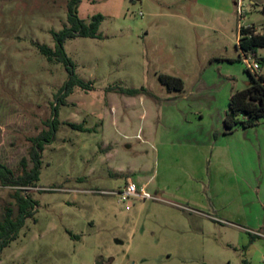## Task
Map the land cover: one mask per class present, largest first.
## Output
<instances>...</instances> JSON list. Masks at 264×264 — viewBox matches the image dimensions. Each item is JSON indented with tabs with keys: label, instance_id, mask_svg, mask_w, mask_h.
<instances>
[{
	"label": "rangeland",
	"instance_id": "374dc122",
	"mask_svg": "<svg viewBox=\"0 0 264 264\" xmlns=\"http://www.w3.org/2000/svg\"><path fill=\"white\" fill-rule=\"evenodd\" d=\"M67 4L0 0V171L30 169L34 139L52 135L29 187L0 177V220L27 204L0 264H264V117L224 138L233 156L260 141L239 153L240 177L206 140L248 83L239 29L264 30V0H81L79 17L104 19L99 36L65 40L69 66L38 47L55 48Z\"/></svg>",
	"mask_w": 264,
	"mask_h": 264
},
{
	"label": "trees",
	"instance_id": "16d2710c",
	"mask_svg": "<svg viewBox=\"0 0 264 264\" xmlns=\"http://www.w3.org/2000/svg\"><path fill=\"white\" fill-rule=\"evenodd\" d=\"M81 0H68V15L67 20L69 27L56 32H53V36L56 41L55 48L52 49L47 45H38L39 50L49 60L63 61L67 66L70 64V60L64 51V42L67 38L75 36L83 37H97L99 36V27L104 19V16L100 13L92 16L90 21L79 17L78 8ZM264 12V6L262 7ZM240 51L246 55L253 57L257 61L260 67L264 66V56L258 55L257 50L264 47V32H256V27L252 25L241 26L240 35L238 39ZM242 60V57L240 56ZM247 71L250 75L247 85L236 90L228 102V107L223 119L225 133L233 132L238 127L250 128L257 125L261 118L264 117V75L261 73H253L248 68ZM158 78L161 83L165 84L169 89L182 90L184 88V82L182 78L160 73ZM81 82L71 76L62 88L64 95L71 93L73 86L80 84ZM142 89L136 88H124L121 91L129 96L139 94ZM53 124L57 126V121L54 118ZM74 128H80L81 124L69 123ZM56 129V127H54ZM52 135L50 131H44L42 135L34 139L33 147L30 151L31 160L33 166L30 169H25L22 174L15 176L13 172L8 170L0 171V177L5 184H10L19 187H29L33 180H36L39 175V166L41 162V152L44 149V142L50 141ZM26 202L18 199V214L16 220L12 218L11 209H7V213L0 220V250L8 244L10 239L15 237L14 235L8 236V233L12 229L17 231L20 229L23 223V217L25 216Z\"/></svg>",
	"mask_w": 264,
	"mask_h": 264
},
{
	"label": "crops",
	"instance_id": "0c3cea01",
	"mask_svg": "<svg viewBox=\"0 0 264 264\" xmlns=\"http://www.w3.org/2000/svg\"><path fill=\"white\" fill-rule=\"evenodd\" d=\"M256 32H259V33H262V32H264V30H258V29H256ZM239 35H240V29H239ZM239 39V38H238ZM258 53V52H257ZM241 57H242V60H241V62L242 63H244V61H243V56H244V54L241 52V55H240ZM262 74V73H261ZM251 128V127H250ZM255 128V127H254ZM247 129H249V128H247ZM247 131V130H246ZM230 133H232V132H230ZM230 133H225L224 132V134L221 136V134L219 133V135H218V137H215L214 135H216V132H214V130L212 131V129L211 130H209L208 129V131H207V133H206V135H207V139L206 140H208V143H210L211 144V146H216V145H218L217 147H218V150H216L215 148L213 149V152H212V158H214L215 160L216 159H218V158H223V159H231L232 157H233V161H234V163H236L237 164V166H236V170H238V175H239V177L241 176V172H242V170H241V163H242V158L241 157H239V153L241 152V150H242V148H246L245 147V145L246 144H249V145H251V148L254 150V148H256V149H258L259 148V144L258 143H260V141L259 142H256V145H253V142L249 139V138H247L246 136H244L243 138H242V140L244 141V145H242V143H240V144H237L238 146H236L235 144H234V147L232 146V148H234L235 149V153H234V156H233V154H232V149H231V146L230 145H227V141H226V139H224L225 138V136H227V135H229ZM221 137V138H220ZM259 139V138H258ZM248 140H250V141H248ZM221 141H223V142H221ZM242 142V141H241ZM228 149H231V154L229 153V150ZM261 149V148H260ZM259 150V149H258ZM214 151H217V156H215L213 153H214ZM225 154V155H224ZM227 154V155H226ZM223 155V156H222ZM254 232H256V231H253V233ZM260 233V232H259ZM255 235H259V234H256V233H254ZM262 234V233H261Z\"/></svg>",
	"mask_w": 264,
	"mask_h": 264
},
{
	"label": "built area",
	"instance_id": "2783aa9c",
	"mask_svg": "<svg viewBox=\"0 0 264 264\" xmlns=\"http://www.w3.org/2000/svg\"><path fill=\"white\" fill-rule=\"evenodd\" d=\"M243 61L246 65V67L253 73H257L259 72V69H260V65L257 61L251 59L250 56H246L244 55L243 56ZM136 193V187L133 183L131 184H128L122 191H121V194H122V198L125 199L131 195H134ZM256 234H259L261 235V233L259 232H254Z\"/></svg>",
	"mask_w": 264,
	"mask_h": 264
}]
</instances>
